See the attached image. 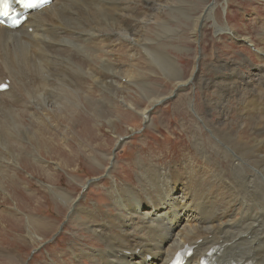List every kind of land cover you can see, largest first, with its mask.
Returning a JSON list of instances; mask_svg holds the SVG:
<instances>
[{"label":"rangeland","instance_id":"rangeland-1","mask_svg":"<svg viewBox=\"0 0 264 264\" xmlns=\"http://www.w3.org/2000/svg\"><path fill=\"white\" fill-rule=\"evenodd\" d=\"M140 1L124 2L131 3L129 7H146ZM177 1L176 8L165 7L157 18L167 21L168 30L157 28L152 19L145 33L148 40L141 39L143 46L124 38L113 43L110 35L103 39L101 32L92 39L79 63L93 71L108 57L118 73L115 80L97 83L85 76L83 67L81 71L74 67L68 73L76 81L66 80L65 89L79 95L78 101L65 96L66 108H62L59 103L51 106L46 100L37 105L29 99L32 104L27 102L23 109L14 107L24 127L8 130V145L0 142V264H101L95 252L104 247L105 240L95 229L118 219V210L126 214L120 195L127 194L129 186L142 192L139 180L146 171L144 184L155 171L167 172H162L164 182L172 174L168 173L177 171L187 197L202 183L201 192L209 205L219 204L223 209L226 206L220 205L230 203L231 147L235 145L229 146L230 136H222L249 120L238 123L237 105L232 101L231 113H235L229 121L226 117L228 126L216 127L224 123L222 109L209 100L220 104L226 96L217 99L198 77L213 80L215 87L231 83L239 90L230 71L245 61L238 72L247 77L249 90L263 94L249 61L254 67L264 64V0ZM163 3L159 1L157 8ZM205 7L210 8V18L197 32L194 17L204 13ZM225 60L228 65L219 74L210 69L216 61ZM110 83L114 84L111 88ZM55 89L59 91L58 86ZM242 128L245 131L238 142L251 145L257 135L254 127L245 124ZM156 190L158 195L161 190ZM170 194L186 202L183 193L173 190ZM234 214L241 218L237 211ZM115 222L112 230L118 231ZM8 251L14 255H7Z\"/></svg>","mask_w":264,"mask_h":264},{"label":"bare ground","instance_id":"bare-ground-1","mask_svg":"<svg viewBox=\"0 0 264 264\" xmlns=\"http://www.w3.org/2000/svg\"><path fill=\"white\" fill-rule=\"evenodd\" d=\"M124 1L53 0L50 6L30 13L20 28L12 29L0 25V85L10 79L9 89L0 91V142L2 145H8V130L14 127V130H20L24 127L20 122V116L14 114V107H24L27 102L31 103L29 99H32V103L38 102L37 105L45 104L46 100L51 103V106L59 103L58 106L63 105L62 108H66L65 96L70 99L69 101L72 98L78 101L79 95L69 94L65 89L67 87L65 81L75 83L76 77L75 80L69 77L68 72L74 67L78 69L83 67L80 63L84 60L79 57L87 50L92 39L98 36V32L102 33L100 35L103 39L105 34L110 35L111 38L109 36L108 38L113 40V43L124 38L130 43L133 41L142 43L143 46L144 40H148L145 33L149 31L152 19L155 20L157 28H166L167 21L160 22L157 18L164 12L165 7L169 6L173 9L178 3L177 0H164L165 3L157 8L159 1L163 0H142L141 4L144 3L146 7L141 9L136 5L129 7L128 2ZM209 9L205 7L204 13L194 17L197 32L199 27L206 24ZM141 39H144L143 42ZM239 61L242 62V59ZM247 61L248 59L246 63ZM102 62L93 71L83 67L85 76L90 75L97 83L105 82L107 78H116L117 70L112 67L113 64L109 58L106 57ZM249 63H251V67L248 66L254 74V79H259L257 88L264 91V64L254 67L252 62L249 61ZM213 65L214 63L213 68L210 69L219 74V71H223L228 63L226 60L223 63L216 61ZM245 66L243 61L230 71L232 77L236 79V84L240 85L239 90L231 83L215 87L213 80L207 82L201 77L202 75L198 77L200 82L210 86L217 99L221 95L226 96L224 101L219 100L220 104L209 100L211 105L222 109L224 123L220 125L215 122L216 127L226 126L227 119L229 121L231 114L235 113L234 111L231 113L232 105L235 103L237 106L234 109L238 111L236 113L238 123L241 119L249 120L239 124V129L237 127L235 130L229 129L230 133H226L225 136L220 134L222 138L230 136L229 146L235 145L231 147L234 158H231L230 163L234 181L230 184V190L233 191V193L229 192L230 203L220 205L226 206L223 209L218 206L219 204L209 205L205 195L203 197L202 183L195 189L196 194L192 190L193 193L191 192L187 197L185 184L180 183L177 171L168 173L172 174L168 176L166 182L162 181L165 178L162 174L164 171H155L145 181L147 185L144 184L148 176L147 171L143 172L139 180V183L144 185L143 191L141 192L138 188L133 190L134 188L129 186L127 194L120 195V200L127 209L126 214L118 210V219L109 220L103 226L96 227L95 231L105 242L100 252L94 253L98 259L94 261L101 264H168L175 251L187 245L194 247L193 257L188 264H201V258L214 248H218L221 252L213 264H264V92L260 94L249 90L247 77L244 73H239ZM176 72L178 73V70ZM234 79L231 78V81H235ZM112 83L110 88L114 86ZM187 83L178 84V87H183ZM56 86L59 88L58 92L54 90ZM52 91L53 94H50ZM236 96L238 98H235ZM21 101L22 105H20ZM232 101L235 103L231 104ZM245 124L253 126L254 128L251 129L254 130V134H257L252 137L251 145L238 142L240 134H244L245 129L242 126ZM244 159L247 160L248 165L243 163ZM222 172L225 173L223 170ZM164 173L167 174V172ZM255 173L259 176L254 175ZM220 175L222 176L216 172L217 177ZM156 189L161 190L158 195L155 192ZM173 190L183 193L182 196L186 202L178 200L176 196L171 197L170 193ZM200 194H202L201 199H197ZM77 206L76 204L75 208ZM236 211L241 218L236 217L234 214ZM137 219H143L144 222L141 220L140 223H135ZM115 221H118V231L112 230ZM101 237L99 236V239ZM7 255L12 257L14 253L11 254L8 251Z\"/></svg>","mask_w":264,"mask_h":264},{"label":"snow or ice","instance_id":"snow-or-ice-1","mask_svg":"<svg viewBox=\"0 0 264 264\" xmlns=\"http://www.w3.org/2000/svg\"><path fill=\"white\" fill-rule=\"evenodd\" d=\"M13 0H0V6L3 7V15H8V9L10 8ZM16 3L21 5L23 8H32L34 6L35 0H15ZM0 87H7L6 85H0Z\"/></svg>","mask_w":264,"mask_h":264},{"label":"water","instance_id":"water-1","mask_svg":"<svg viewBox=\"0 0 264 264\" xmlns=\"http://www.w3.org/2000/svg\"><path fill=\"white\" fill-rule=\"evenodd\" d=\"M200 30H201V27H199V30L198 31L200 32Z\"/></svg>","mask_w":264,"mask_h":264}]
</instances>
